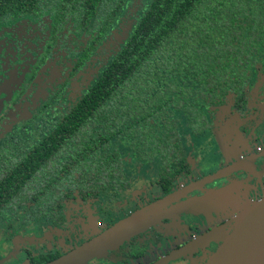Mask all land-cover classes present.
Wrapping results in <instances>:
<instances>
[{"label": "flooded vegetation", "instance_id": "af4514ba", "mask_svg": "<svg viewBox=\"0 0 264 264\" xmlns=\"http://www.w3.org/2000/svg\"><path fill=\"white\" fill-rule=\"evenodd\" d=\"M106 2L40 0L20 10L0 0V264L58 262L136 213L235 183L251 202L264 197V56L244 69L240 90L203 97L197 148L162 132L164 117L175 119L164 99L132 108L121 142L111 136L115 115L87 130L88 93L147 6ZM218 209L168 216L85 264H205L233 229Z\"/></svg>", "mask_w": 264, "mask_h": 264}, {"label": "trees", "instance_id": "16d2710c", "mask_svg": "<svg viewBox=\"0 0 264 264\" xmlns=\"http://www.w3.org/2000/svg\"><path fill=\"white\" fill-rule=\"evenodd\" d=\"M39 1L2 0V4L22 10ZM76 1L95 6L99 0ZM263 56L264 0H147L126 46L88 93L87 99L95 100L81 110L83 123L88 122L87 130H97L103 128L98 124L115 115L111 136L121 142L118 136L129 124L132 108L145 101L152 104L144 107L154 109L155 102L164 99L162 106L173 111L175 119L164 117L162 132H174L183 141L193 139L199 146L197 135L206 125L203 97L217 91L223 96L229 86L240 90L244 69ZM191 106L193 123L186 116Z\"/></svg>", "mask_w": 264, "mask_h": 264}, {"label": "water", "instance_id": "95a60500", "mask_svg": "<svg viewBox=\"0 0 264 264\" xmlns=\"http://www.w3.org/2000/svg\"><path fill=\"white\" fill-rule=\"evenodd\" d=\"M240 188V184L235 183L225 188L211 190L203 197L191 199L161 213L156 211H153L156 214L152 211L136 213L117 223L103 236L76 250L67 258L52 264H85L168 216L187 209L205 208L218 202L217 200L224 195L232 197L230 201L233 204L239 199L236 194L240 193ZM224 206L222 201L218 208ZM231 215L233 229L230 232L223 234L222 230H217L208 235L210 238L219 233L223 234L220 237L221 245L205 264H264V197L256 202L241 203L240 208L234 209Z\"/></svg>", "mask_w": 264, "mask_h": 264}, {"label": "rangeland", "instance_id": "374dc122", "mask_svg": "<svg viewBox=\"0 0 264 264\" xmlns=\"http://www.w3.org/2000/svg\"><path fill=\"white\" fill-rule=\"evenodd\" d=\"M195 146H196V148L198 147V145H195ZM209 152H211V151H209ZM219 155H220V153H219ZM209 157H212V156L209 155ZM220 157H222V156L220 155ZM208 164H210V162ZM214 165L215 164H211V165H209L206 168H209V167L214 166ZM187 180H190V179H187ZM236 195L239 197V199L235 203H233V204L230 201L232 199V197H229L227 195L221 196V198L219 200H217L218 202H215L214 204H211L213 208H216L219 205V203H221L222 201H224V205L225 206L222 209H218L215 214L216 215H219L221 213H223V214L224 213H228V215L229 214H232L234 209L240 208L241 203H248V202L251 201V198L250 197H252V195H248L247 196V195H244V194H241V193H238V192H237Z\"/></svg>", "mask_w": 264, "mask_h": 264}, {"label": "crops", "instance_id": "0c3cea01", "mask_svg": "<svg viewBox=\"0 0 264 264\" xmlns=\"http://www.w3.org/2000/svg\"><path fill=\"white\" fill-rule=\"evenodd\" d=\"M224 153H227V150L225 149L224 150ZM241 191V188L239 189V192ZM241 193V192H240ZM225 214H228V213H225Z\"/></svg>", "mask_w": 264, "mask_h": 264}]
</instances>
